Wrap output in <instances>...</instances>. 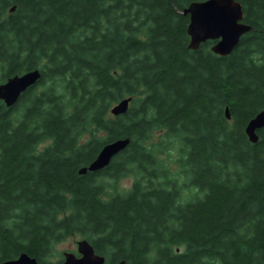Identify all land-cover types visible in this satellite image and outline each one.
Listing matches in <instances>:
<instances>
[{"label": "trees", "instance_id": "obj_1", "mask_svg": "<svg viewBox=\"0 0 264 264\" xmlns=\"http://www.w3.org/2000/svg\"><path fill=\"white\" fill-rule=\"evenodd\" d=\"M191 1L0 0V83L42 73L0 100V262L59 264L52 244L80 235L106 264H264V127L245 131L264 109V0H239L252 29L225 56L189 48Z\"/></svg>", "mask_w": 264, "mask_h": 264}, {"label": "water", "instance_id": "obj_2", "mask_svg": "<svg viewBox=\"0 0 264 264\" xmlns=\"http://www.w3.org/2000/svg\"><path fill=\"white\" fill-rule=\"evenodd\" d=\"M15 8H11L13 11ZM184 14H188L190 21L187 32L190 37L189 48L198 49L201 44L208 40L214 41L211 50L220 56L230 54L239 44L244 34L248 33L252 26L244 21L245 13L243 5L239 0H193L184 7ZM227 18V24L223 31L211 25ZM42 73L39 68L15 74L0 83V100L8 107L13 106L30 87L40 79ZM132 97H126L116 103L111 112L114 115L125 113L130 106ZM227 116L230 118L229 108H226ZM264 127V109L260 110L249 120L245 131L251 142L259 140L258 131ZM130 143V138H118L107 142L100 149L97 156L86 166L80 168L81 174L87 171H98L107 167L112 159L124 150ZM77 256L74 252L66 251L64 260L60 264H105L106 256L97 253L94 245L86 238L78 241ZM0 264H42L36 257L27 252L20 253L16 258L0 262ZM116 264H130L125 259Z\"/></svg>", "mask_w": 264, "mask_h": 264}, {"label": "rangeland", "instance_id": "obj_3", "mask_svg": "<svg viewBox=\"0 0 264 264\" xmlns=\"http://www.w3.org/2000/svg\"><path fill=\"white\" fill-rule=\"evenodd\" d=\"M163 138H164L163 132H157L154 135L155 141H161V140H163ZM166 154H168V156L171 157V159L169 161H170V165L172 166L171 167L172 170H176L177 162L175 159L178 156L177 153L172 152V153L162 154L164 158H166ZM134 178H135V176L133 174H128L127 176L120 178V180H118L116 182V186H118L119 190H122V191L125 189L127 190L132 185ZM185 194L188 197L191 195L189 192H186ZM81 239H82V237L80 235H72V236L67 237L62 242H59L57 244V245H59L58 251L56 253L57 258L55 260H52V261L57 262V261L61 260L65 251L77 252V247H78L77 243ZM207 264H214V263L207 262Z\"/></svg>", "mask_w": 264, "mask_h": 264}, {"label": "snow or ice", "instance_id": "obj_4", "mask_svg": "<svg viewBox=\"0 0 264 264\" xmlns=\"http://www.w3.org/2000/svg\"><path fill=\"white\" fill-rule=\"evenodd\" d=\"M226 24H227V18L225 17L221 21L216 22V23L212 24L211 26L218 29V31H223Z\"/></svg>", "mask_w": 264, "mask_h": 264}, {"label": "clouds", "instance_id": "obj_5", "mask_svg": "<svg viewBox=\"0 0 264 264\" xmlns=\"http://www.w3.org/2000/svg\"><path fill=\"white\" fill-rule=\"evenodd\" d=\"M58 248H59V245L53 243L52 246H51V252H50V255H49V258L52 259V260H55L57 257H56V253L58 251Z\"/></svg>", "mask_w": 264, "mask_h": 264}, {"label": "flooded vegetation", "instance_id": "obj_6", "mask_svg": "<svg viewBox=\"0 0 264 264\" xmlns=\"http://www.w3.org/2000/svg\"><path fill=\"white\" fill-rule=\"evenodd\" d=\"M77 256H80V253L77 251V252H74Z\"/></svg>", "mask_w": 264, "mask_h": 264}]
</instances>
